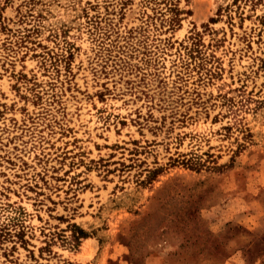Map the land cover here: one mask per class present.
Here are the masks:
<instances>
[{
	"label": "rangeland",
	"instance_id": "rangeland-1",
	"mask_svg": "<svg viewBox=\"0 0 264 264\" xmlns=\"http://www.w3.org/2000/svg\"><path fill=\"white\" fill-rule=\"evenodd\" d=\"M0 264H264V0H0Z\"/></svg>",
	"mask_w": 264,
	"mask_h": 264
},
{
	"label": "trees",
	"instance_id": "trees-1",
	"mask_svg": "<svg viewBox=\"0 0 264 264\" xmlns=\"http://www.w3.org/2000/svg\"><path fill=\"white\" fill-rule=\"evenodd\" d=\"M189 166H191V167H195V165H193V164H192V165H189ZM154 173H155V171H154Z\"/></svg>",
	"mask_w": 264,
	"mask_h": 264
}]
</instances>
